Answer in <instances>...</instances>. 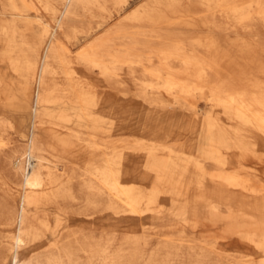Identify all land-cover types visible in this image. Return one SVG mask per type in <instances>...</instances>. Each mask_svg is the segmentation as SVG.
Wrapping results in <instances>:
<instances>
[{"label":"bare ground","instance_id":"6f19581e","mask_svg":"<svg viewBox=\"0 0 264 264\" xmlns=\"http://www.w3.org/2000/svg\"><path fill=\"white\" fill-rule=\"evenodd\" d=\"M263 25L264 0H0V108L34 109L22 149L0 115V264H264Z\"/></svg>","mask_w":264,"mask_h":264},{"label":"rangeland","instance_id":"374dc122","mask_svg":"<svg viewBox=\"0 0 264 264\" xmlns=\"http://www.w3.org/2000/svg\"><path fill=\"white\" fill-rule=\"evenodd\" d=\"M30 17L32 19H26L24 20V23H21L22 25H20L21 29L23 31H27L28 33V36L31 37V39H35L37 34L39 33V26L38 24L35 22V16L39 15L37 14L36 12H31L30 14ZM42 19L45 21V20H49L50 19V14L49 13H43V16H42ZM10 26V31L12 32L13 29H14V24H13V18L11 16H9V18L6 20ZM29 21H31V25L29 24ZM30 26H29V25ZM27 25V26H26ZM25 26V27H24ZM34 26V27H33ZM227 26H230L228 27L229 29L227 30V32L229 33V30H230V33H229V36L231 37L230 41H234L236 39H240V38H249L250 36L248 35V33L246 31H244L242 28H235L232 26L231 28V25L228 24ZM34 28V29H33ZM234 28V29H233ZM260 29L258 31H260L259 33V40L257 43H261L264 44V25L259 27ZM38 29V30H37ZM242 29V31H241ZM37 30V31H36ZM37 32V33H36ZM232 32L234 34H232ZM237 32V33H236ZM239 34V35H237ZM260 41V42H259ZM84 44V41L82 40L81 42L78 43L77 46H75V50H77L79 48V46L83 45ZM19 45L22 46L20 40H19ZM263 56H264V52H263ZM7 67H9L7 65ZM9 69V68H7ZM98 73H94L93 75V78L98 80L99 81V91H100V94H101V97H105L108 101V104L109 102L114 99V97H116L115 95H117V93H119V86L117 84H114V83H111L112 87H108L109 89L105 90V86L108 85V83H106L105 81L103 82V79H101L102 77L100 76ZM9 79L13 80V81H16V79H14V77H10V74H9ZM60 82L62 85H66L68 84V82L65 80V79H60ZM110 84V83H109ZM135 92V91H133ZM56 96V95H55ZM119 99H121L123 96L121 95H118ZM31 97H32V100L34 98V87H32L31 89ZM136 100L137 98L134 97ZM32 105H33V101H32ZM199 107L203 110V111H206L208 106L205 104L204 101H200V104H199ZM57 109V106H51L50 110H55ZM206 109V110H205ZM56 111V110H55ZM134 111L137 116L139 118H144L145 119V115H143L139 109H136V110H132ZM33 112H34V109L33 107H30L29 111L26 113V114H18L15 110L13 109H10V108H6V107H1L0 108V115L1 116H4L10 123L6 126H3L2 129H1V132H3V135L4 137L6 138L7 136V140L10 142V147H17L19 149H22L24 148V146L26 145L27 143V139L25 137H22L21 136V133L24 131L25 129V124L30 127V124H31V120L33 119ZM22 117L24 120H25V124L22 123L21 121V118ZM145 123L146 125L149 127V128H156V125L154 122L152 121H149L148 119H145ZM152 123V124H151ZM6 127V128H5ZM6 133H5V132ZM202 134H200L201 136ZM9 136V137H8ZM10 138V139H9ZM153 140H171L173 138V135L171 133H169L168 131H163L161 134L159 135H153L151 137ZM203 140V142L205 141V139H203V136L201 138ZM9 151V147L6 149ZM1 169L2 171L7 174L8 173V170L10 168V164L7 163V162H4L2 161L1 162ZM260 169V173L262 174L263 172V177H264V170H261V169H264V166H261ZM0 195H1V190H0ZM20 203H21V200L19 198V196H17V199L15 201V204L16 206H20ZM77 208V207H75ZM45 209L47 212H49L51 214V216L53 217L52 218V221L53 223H56L58 220H57V216L60 215V218L59 219H62V226H64V229H68V228H79V227H95L97 226L98 228H101L103 225H106V228H111V226L113 224L115 225H122V222L120 223H113L112 221H109L107 220V217H103V218H100V219H82V218H79L77 220H69L67 218H64L65 216L60 212L58 211L56 208L54 207H48V208H43ZM56 216V217H54ZM178 218H170L169 216L166 217L165 219H156V218H153V217H146L144 220H141V221H132L130 222L132 225H136L138 226L139 228H143L142 225L144 222L148 223L149 225H153V226H156L158 229H166L167 227L173 225V224H176L178 223ZM91 223V224H89ZM89 226H88V225ZM94 226H93V225ZM92 225V226H91ZM17 227L16 225H13L11 227H2L0 228V231L2 234H9V233H14L17 231ZM60 236V233H58V231H56L55 233H51L50 234V237L49 239L46 241V243H48L49 241H52V240H56L58 237ZM208 236V235H207ZM201 237H205V236H201ZM208 238V237H207ZM234 241V245H232V247L234 246H237L238 245V242L235 238L231 239ZM45 243V244H46ZM44 244V245H45ZM43 244H40L38 245L39 247H42L44 246ZM38 247V248H39Z\"/></svg>","mask_w":264,"mask_h":264},{"label":"crops","instance_id":"0c3cea01","mask_svg":"<svg viewBox=\"0 0 264 264\" xmlns=\"http://www.w3.org/2000/svg\"><path fill=\"white\" fill-rule=\"evenodd\" d=\"M9 98H12V94L11 93H9Z\"/></svg>","mask_w":264,"mask_h":264}]
</instances>
